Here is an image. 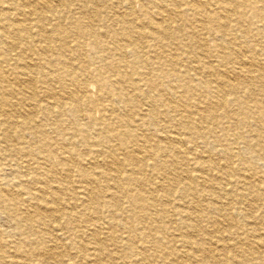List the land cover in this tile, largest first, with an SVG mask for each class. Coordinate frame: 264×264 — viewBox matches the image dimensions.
<instances>
[{"label": "bare ground", "instance_id": "obj_1", "mask_svg": "<svg viewBox=\"0 0 264 264\" xmlns=\"http://www.w3.org/2000/svg\"><path fill=\"white\" fill-rule=\"evenodd\" d=\"M0 264H264V0H0Z\"/></svg>", "mask_w": 264, "mask_h": 264}]
</instances>
